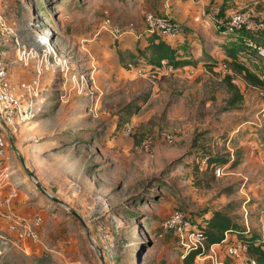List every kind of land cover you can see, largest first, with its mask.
Segmentation results:
<instances>
[{
	"label": "rangeland",
	"instance_id": "rangeland-1",
	"mask_svg": "<svg viewBox=\"0 0 264 264\" xmlns=\"http://www.w3.org/2000/svg\"><path fill=\"white\" fill-rule=\"evenodd\" d=\"M35 1L44 6H33L30 0H0V55L11 57L17 48L31 45L40 50L43 45L36 37L47 31L51 40L57 33L70 32L72 17L82 25L87 22V28L95 26L97 18V28L105 10L113 25L133 20L140 27L137 30L142 28L135 19L139 15L143 20L144 11L177 20L182 14L185 20H178L181 28L196 20L198 29L208 28L207 21L212 23L208 11L214 6L220 14L252 6L264 17V0ZM192 31L193 36L199 35V30ZM195 41L193 37L190 42ZM189 48L182 45L179 53ZM71 49H75L73 44L65 42L62 58L67 62ZM146 58L145 53L134 61L148 67ZM189 64L194 66L188 62L162 69L154 80L126 67L127 82H119L113 75L110 88L98 81L93 68L80 73L82 68L76 66L80 83L95 79L96 106L88 111L91 101L87 98L82 106L87 114L78 116L85 123L95 120L94 127L92 123L69 131L67 124L76 123L77 116L72 114L63 116L67 124L57 114L42 121L33 117L6 123L28 168L68 207L39 190L1 125L13 171L19 175L18 189L35 212L29 216L37 214L41 220H31L36 240L28 236L19 243L25 251L11 242L6 248L0 244V264H185L179 237L162 225L173 210L185 212L198 228L210 209H224L260 233L264 228V148L258 144L264 142V113L260 110L264 104L254 108L251 98L230 104L223 77L232 75L234 83L243 84L231 74L234 70L208 71L202 65L189 73ZM73 73L69 71L68 77ZM57 90L51 85V94ZM145 95V102L134 111ZM127 123L132 128L125 134L122 129ZM27 134L31 135L25 137ZM245 142L252 145L250 151ZM236 158L238 162H234ZM227 257L221 254L220 259L226 264H250L247 253L240 259ZM192 264L212 263L198 255Z\"/></svg>",
	"mask_w": 264,
	"mask_h": 264
},
{
	"label": "crops",
	"instance_id": "crops-1",
	"mask_svg": "<svg viewBox=\"0 0 264 264\" xmlns=\"http://www.w3.org/2000/svg\"><path fill=\"white\" fill-rule=\"evenodd\" d=\"M224 12L229 11L225 10ZM178 15L179 21L185 20V16H182V14ZM90 19L91 18H89V20ZM135 20L139 25H141L142 28L143 20L141 19V17L137 15ZM70 21L73 24L71 27V31L66 32L65 34L57 33L56 35H53L51 37V45L54 47L55 52L62 57V51L63 47L65 46V42L73 44V48L75 49H71V55L69 54V57H71V59H69L68 61L70 64L69 71L74 72L75 74H69L68 77V75L58 74L53 76L51 73H45L41 80V86L43 87L42 92L40 93L41 95H39L35 100L32 115L29 119L25 120L30 121L33 117H35V119H37L36 121H42L57 114L60 120L63 121V123H66L63 119V116L72 114L74 117L77 116L76 123H73L72 121L70 122V120L68 119L70 124H66L67 127L71 126L69 127V131L90 127L92 123V126H95V120H93V122L90 121L85 123L82 122L78 117L85 116V114H87V110L85 112L82 111V106L87 103V98L91 101V106L89 104V106L87 107L88 111L91 108L93 110L96 106L94 95V90H96L94 82L95 79H93V81L91 82L90 78L83 79L82 83H80L77 76V73L79 71L76 69V66H80L82 68V71H80V73H84V71H86V73H89L93 68V72L95 73L98 81H101L109 88L113 84V75L119 77V82L123 79L125 84L127 82V75L125 70L126 62L134 61L141 54H145L143 52H139L137 50V46L140 45L142 47L143 44L147 43V34H144L141 37H137L131 33H126L117 39H115L107 31H101L95 34V31L97 30V28H95L97 18L94 22L95 26L89 28H87V22L83 23L82 25L81 22H74L73 17ZM190 24L191 26L182 27L181 31L176 37H170L168 35L161 34H156V37L158 40H162L170 47H173L175 49V53L179 58L185 59L188 62H194V66H196L197 70H199L202 65L205 66L204 69H207L208 71L212 70L205 64V61L207 60H213L217 63V65L214 66L213 70L215 68L220 69L222 62H226L229 66L228 63L231 60L232 56H236L237 58L241 59L245 63V65L254 73L258 74L264 71V56L258 54L256 50L244 44V32L229 34L218 33L219 31L209 21H207L208 28H196L195 26L199 25L196 20L191 21ZM136 27L138 29L140 28L139 26H137V24ZM191 29H194V31L192 32L199 30V35L195 34V36H193L191 33ZM59 36H64L65 39L60 41ZM193 37L197 40L195 41L197 45L190 42ZM252 38L258 44L264 46V32L252 35ZM204 41H206V46L202 45L205 44ZM182 45H189V51H184V53L180 54V47ZM146 54L148 58L149 54ZM190 66H192V64H189L187 67ZM128 70L131 71V69ZM231 74L235 76L237 75L242 80V86L235 81V84L238 86V89L242 94V99H245L247 101L249 98H251V102H254V108H257L259 104H264V102H262L264 100V96L260 93L258 86L251 85L249 82H247L241 72L233 71V73ZM9 75L10 78L15 82L20 79L30 78L32 76V63L30 67H26L17 61H12L9 66ZM65 77H67L66 80L64 79ZM59 81L60 85L58 84ZM140 83L142 85L145 84L143 79H140ZM199 84H201V82H199ZM51 85L58 88L55 94H51L50 92ZM259 94L261 95L259 96ZM142 104L143 102L140 104L139 109ZM22 105L23 107L27 106L26 97L22 99ZM82 124H85V126H83ZM234 127H236V125ZM236 128H238V126ZM55 131L58 132L57 130ZM30 135L31 134H27L25 137H28ZM254 143L257 144V142ZM244 144L246 146V149L250 151V146L252 145L248 142H245ZM258 145L259 148H264V142ZM254 162H257V160L254 159ZM12 179L14 180L13 186H15L16 192L11 197V201L9 202V204H4L2 202V198H4V195L10 191V188H6L3 191H0L1 228H6L8 226V223L13 218L11 213H14L16 215L35 213L33 212L34 209L32 205L28 203L29 199L19 191L18 180L20 179L19 175L16 174V172L14 173V171ZM204 215L208 216V212H206ZM234 238H236L235 234L228 233V240L232 241L234 240ZM221 248L222 249H219V256H221V254H224V256H226L224 248ZM233 260L237 261L238 259Z\"/></svg>",
	"mask_w": 264,
	"mask_h": 264
},
{
	"label": "built area",
	"instance_id": "built-area-1",
	"mask_svg": "<svg viewBox=\"0 0 264 264\" xmlns=\"http://www.w3.org/2000/svg\"><path fill=\"white\" fill-rule=\"evenodd\" d=\"M104 14L105 16L100 20L95 34L101 31H107L115 39L126 33H131L137 37L149 33L176 37L181 31L180 23L176 18H172L166 14H157L153 11L143 12V27L141 30H137L136 23L133 20H129L121 25H113L107 10L104 11ZM208 17L212 21L213 26L221 33L244 32V44L256 49L260 55L264 56V46L258 44L252 38V35L264 31V17L259 11L255 10V8L249 6L247 8L236 9L220 14L219 8L214 6L209 9ZM49 34L50 33H47V31H44V33L36 37V40L43 45L40 50L31 45L29 48H17V50H14L11 54V57L8 56L7 53L6 56L3 54L0 55V111L6 123L17 120L25 121L30 118L33 113L35 100L41 93V80L45 73L50 71L59 72L62 75H67L69 73V62L55 52L54 47L51 45ZM12 61H17L26 67H30L32 63V76L28 79H20L16 82L13 81L9 75V66ZM145 66L139 65L135 61L126 62L127 68L150 80L157 78L160 70L172 69L174 64L170 63L168 58H161L160 64L154 66L156 68H151L152 65L150 64L148 67ZM220 69L224 72L231 70L226 62L221 63ZM196 71L197 68L195 66L192 65L188 67L189 73H195ZM260 78L264 80V71L260 73ZM260 88L262 93H264V86ZM24 97L27 99L26 107L22 105V99ZM260 110L263 114L264 106H262ZM253 120L254 123L259 126L262 124L260 119ZM1 128L2 126L0 124V191L10 188V191L2 198L4 204H9L16 190L15 186H13V163L11 162L9 154L8 142L1 133ZM131 128L132 125L127 123L122 130L125 134H128ZM219 169L220 166H217L216 170ZM11 214L13 218L8 223V226L6 228L0 227V244H2L3 248H6V245L11 242L25 251V247L19 243L22 244L28 236L36 240V235L31 228V220L34 218L36 221H40L41 217L37 214L33 217H30V214ZM162 225L165 230H173L179 237L182 246V256L192 248H201L206 249L204 255L212 264H226L220 259L218 254L221 247L224 248L225 254L231 258H241L242 255L247 253V244L237 236L232 241L228 240V232L224 233L222 242L210 243L206 248L204 234L199 228L193 227L187 214L181 210H173L163 221ZM245 226L249 229L246 222ZM263 240L264 228L260 231V241ZM249 262L250 264H257L256 259L251 256H249Z\"/></svg>",
	"mask_w": 264,
	"mask_h": 264
},
{
	"label": "trees",
	"instance_id": "trees-1",
	"mask_svg": "<svg viewBox=\"0 0 264 264\" xmlns=\"http://www.w3.org/2000/svg\"><path fill=\"white\" fill-rule=\"evenodd\" d=\"M49 2H51V0H46L45 3ZM36 3H38L39 6H44V3L41 1H36ZM137 50L141 53L149 54L146 60L152 67L158 66L160 64V59L164 57L168 58L169 62L173 63L175 66L188 63L187 60H183L177 56L173 47H170L162 40H158L156 33L147 34V43L143 44L142 47L138 45ZM205 64L212 70L214 66L217 65L213 60H207ZM228 64L232 70L241 72L243 77L251 85L259 87L264 86V80L260 78V73L257 74L251 71L241 59L232 56ZM230 77L231 76L227 74L223 79L225 80L227 89L230 91L228 102L234 104L242 99V94ZM146 98L147 95H145L141 102L136 104L134 111L139 109L140 104L144 102ZM236 153L239 155V150H237ZM238 155L236 157H238ZM238 161L239 158L234 160V162ZM198 228L205 236L206 248L210 243L222 242L225 232L232 233L247 244V254L254 257L257 264H264V240L260 241V233H256L251 228L247 229L242 221L237 219L236 216L228 214L224 209H210L208 216L202 219V225H199ZM205 253L206 249L192 248L183 255L184 263L192 264L198 255H204Z\"/></svg>",
	"mask_w": 264,
	"mask_h": 264
},
{
	"label": "water",
	"instance_id": "water-1",
	"mask_svg": "<svg viewBox=\"0 0 264 264\" xmlns=\"http://www.w3.org/2000/svg\"><path fill=\"white\" fill-rule=\"evenodd\" d=\"M0 124L6 129L7 132V137L10 141L11 147L14 149V151L18 154L20 161L24 167V169L27 171L28 175L33 179V181L35 182L36 186L39 188V190L41 192H43L44 194H46L48 197H50L53 201H56L59 204L64 205L65 207H68L61 199H59L58 197L52 195L48 190H46V188L42 185V183L38 180V177L34 174V172L32 170H30L26 164V161L21 153V151L16 147L15 142L13 140V135H12V131L9 128V126L6 124V122L4 121L1 111H0ZM69 211L75 215L80 221L81 223H84L82 217L79 215V213L77 211H75L74 209H72L71 207L68 208Z\"/></svg>",
	"mask_w": 264,
	"mask_h": 264
},
{
	"label": "flooded vegetation",
	"instance_id": "flooded-vegetation-1",
	"mask_svg": "<svg viewBox=\"0 0 264 264\" xmlns=\"http://www.w3.org/2000/svg\"><path fill=\"white\" fill-rule=\"evenodd\" d=\"M30 2L32 3V5H33V3H34V4L36 3L35 0H30ZM33 6H34V5H33ZM33 6H32L31 8H33Z\"/></svg>",
	"mask_w": 264,
	"mask_h": 264
}]
</instances>
